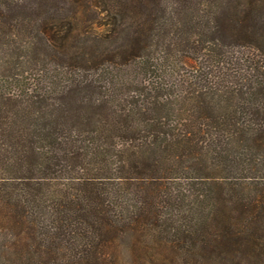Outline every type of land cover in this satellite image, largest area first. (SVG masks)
Listing matches in <instances>:
<instances>
[{
  "label": "trees",
  "instance_id": "trees-1",
  "mask_svg": "<svg viewBox=\"0 0 264 264\" xmlns=\"http://www.w3.org/2000/svg\"><path fill=\"white\" fill-rule=\"evenodd\" d=\"M17 30L0 264H264V0H0Z\"/></svg>",
  "mask_w": 264,
  "mask_h": 264
},
{
  "label": "rangeland",
  "instance_id": "rangeland-1",
  "mask_svg": "<svg viewBox=\"0 0 264 264\" xmlns=\"http://www.w3.org/2000/svg\"><path fill=\"white\" fill-rule=\"evenodd\" d=\"M18 35L16 37H1L0 31V90L16 89L21 90V85L25 82H30L35 77L36 68L43 67L42 64L36 62L39 55L36 53V42L30 43V36L26 35L24 30H17ZM13 32H16L14 29ZM23 32V33H22ZM29 44V48L21 47V44L25 46V43ZM187 75L193 76V71L186 68ZM14 77L17 79L14 80ZM185 89V88H184ZM188 92V90H187ZM173 96V100L177 107L185 103V91L176 90ZM176 117H179V112L176 113ZM185 164H193V160L186 158L183 161ZM95 164V162L93 163ZM5 173L16 175L13 170L6 171ZM21 175V174H17ZM180 175V174H177Z\"/></svg>",
  "mask_w": 264,
  "mask_h": 264
}]
</instances>
